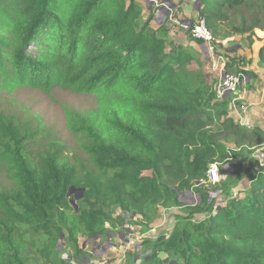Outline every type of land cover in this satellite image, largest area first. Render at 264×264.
<instances>
[{
	"label": "trees",
	"instance_id": "16d2710c",
	"mask_svg": "<svg viewBox=\"0 0 264 264\" xmlns=\"http://www.w3.org/2000/svg\"><path fill=\"white\" fill-rule=\"evenodd\" d=\"M197 1L198 16L210 31L240 14L238 28H232L248 35L253 45L255 32L264 27V0H259L261 8L255 0ZM140 15L133 0H0V91L29 88L50 94L58 88L96 98L95 110L64 111L66 126L90 163L117 172L105 187L92 181L86 195L89 209L81 220L91 237L102 233L111 215L105 209L114 205L144 216L149 205H179L177 196L187 191L196 192L202 205L211 204L204 184L215 163H236V174L220 186L229 197L239 182L243 149L264 146L260 128L249 130L228 118L227 97L217 100L212 90L182 84V69L167 64L165 41L148 23L136 29ZM257 56L264 68V43ZM176 59L179 64L192 61L183 53ZM0 136L14 144L8 160L13 181L31 190L40 209L30 215L46 226L47 207L65 204L66 191L48 195L43 174L32 167L16 129L0 126ZM260 164L249 175L243 198L229 197L218 209L195 206V213L209 214L199 222L181 219L179 230L160 240L164 251L181 254L183 264H264ZM59 165L54 161L51 170L60 171ZM3 215L0 264H27L30 243L18 234L17 217L8 209ZM60 218L69 225L76 248L77 219L62 213Z\"/></svg>",
	"mask_w": 264,
	"mask_h": 264
},
{
	"label": "rangeland",
	"instance_id": "374dc122",
	"mask_svg": "<svg viewBox=\"0 0 264 264\" xmlns=\"http://www.w3.org/2000/svg\"><path fill=\"white\" fill-rule=\"evenodd\" d=\"M129 1L126 0V4ZM133 1L141 11L135 23L136 29L139 31L148 23V28L165 41L166 61L169 60L167 64L182 69V84L191 90H212L217 100L227 97L230 102L228 118H233L237 123H240L241 118L246 119L242 110H235V107L246 103L240 99V92L216 97L218 83L224 74L241 76V90L246 76L252 75L253 56L260 44H255L252 49L248 35L235 33L232 26L238 28L240 14L239 18L233 15L230 23L216 25L217 32L211 31L213 40L206 44L201 40L198 42L191 35V28L199 17L197 0ZM253 4L256 8H261L259 0H255ZM257 12L259 14L261 11ZM261 19L264 21V18ZM255 33L260 39L252 38L253 43L264 41V27ZM177 53L188 54L192 61L189 64H179L176 61ZM258 68L264 70L260 65ZM96 107L94 96L74 94L64 89H54L50 94L29 88L18 89L11 94L0 91V126L11 125L19 132L32 167L39 175L43 174L45 191L49 196L66 191V203L50 204L46 209L49 221L46 226L40 224L37 217L30 215L31 212L40 211L33 204L31 190H22L11 177L13 170L8 160L14 144L0 136V223L6 222L3 215L5 209L17 217L15 226L18 234H22L30 243L27 264H70L69 259H78V264H84L82 258H87L88 264H91V258L92 264L102 258H108L116 264H183L185 258L177 252H165L160 240L168 239L176 228L179 230L181 219L190 217L192 222L204 220L209 212L195 213V206L218 209L224 207L233 196L243 198L249 186V175L256 163L264 164V146L251 151L243 149L244 159L239 169V182L233 192L229 193L231 199L223 195L220 186L226 177L236 174L237 169L235 162H226L218 166L219 181L212 183L208 179L204 184L211 204L202 205L196 192L187 191L177 196L179 205H149L144 216L123 212L114 205L105 209L111 215L101 225L102 233L91 237L81 220L82 214L89 209L86 195L91 191L90 186L95 184L92 181L105 187L117 172L102 170L90 163L68 130L64 111L84 112L95 110ZM233 112L235 118L232 117ZM241 126L248 128L245 123H241ZM228 148L233 149V146L228 145ZM54 161L61 164L60 171L51 170ZM64 164L65 171L62 169ZM172 189L175 191V188ZM92 200L90 198L91 202ZM61 213L76 218L79 223V250L87 244L93 245L94 241H90L96 237L102 238L98 242L101 250L93 253L92 249L88 252L84 249L80 251L82 255H77V246L75 248L71 242L69 225L60 218ZM115 243L117 248L113 246ZM95 254L98 256H94Z\"/></svg>",
	"mask_w": 264,
	"mask_h": 264
},
{
	"label": "crops",
	"instance_id": "0c3cea01",
	"mask_svg": "<svg viewBox=\"0 0 264 264\" xmlns=\"http://www.w3.org/2000/svg\"><path fill=\"white\" fill-rule=\"evenodd\" d=\"M263 43H264V41H256V43H254L252 45V49H253L255 44H260L256 50V54L253 56L254 61H253L252 66H251L252 75L246 76V82L241 86V88H243V90H241L239 88L238 92L241 93L240 99L244 100V102H246L245 103L246 105H249V104L254 105V107H249L248 113L245 114V116L248 118V121H247L248 129L251 130L256 126L264 132V115H263V113H264V101L261 98L262 92H263L262 90L264 89V70H261L262 68L261 69L258 68L259 65H258V56H257V51L263 45ZM257 65H258V67H257ZM234 116H235V112L232 113V117H234ZM240 116H243V114H241ZM242 119L243 118H241L239 120L240 123L238 122V124L241 125ZM262 149L264 150V147ZM78 239L80 240V237ZM101 239L102 238H100V237H96V238L92 239L90 242L94 241L93 245L87 244L85 246V248L83 246L80 247V250L82 251L85 249L88 252L89 249H92L91 252H93V253L101 250V246L98 243L99 241H101ZM79 242H81V240ZM102 243H104V242H102ZM113 246L117 248L116 243L113 244ZM118 248H120V247H118ZM79 255H82V254L80 253ZM94 256H98V254H95ZM102 259H105V258H102ZM69 260H70V264H78V261H77L78 259H75V260L69 259ZM82 260H83L84 264H88L87 258L86 259L82 258ZM89 261H90V259H89ZM91 261H92V258H91ZM91 261L89 263L92 264L93 262H91ZM97 261H99V259L96 260V262ZM53 262H55V261H53Z\"/></svg>",
	"mask_w": 264,
	"mask_h": 264
},
{
	"label": "built area",
	"instance_id": "2783aa9c",
	"mask_svg": "<svg viewBox=\"0 0 264 264\" xmlns=\"http://www.w3.org/2000/svg\"><path fill=\"white\" fill-rule=\"evenodd\" d=\"M191 35L194 39L201 40L204 43L208 44L213 40V36L211 31L206 27L205 21L203 18L198 17L196 23L191 28ZM242 78L239 75L236 74H229L226 73L222 76L221 80L218 83L217 86V98L224 97L226 95H230L232 93L238 92L240 85L242 83ZM262 100L264 101V89L262 92ZM250 105H242L235 107V110L237 111L242 110L244 114H247L248 108ZM248 118H243V122L247 124ZM219 164H212L210 165L208 171H207V177L209 181L212 183H216L219 181V170H218ZM95 264H116L114 261H111L109 259H101Z\"/></svg>",
	"mask_w": 264,
	"mask_h": 264
}]
</instances>
